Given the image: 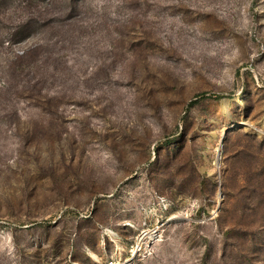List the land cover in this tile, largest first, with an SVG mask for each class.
Returning <instances> with one entry per match:
<instances>
[{
    "label": "rangeland",
    "instance_id": "1",
    "mask_svg": "<svg viewBox=\"0 0 264 264\" xmlns=\"http://www.w3.org/2000/svg\"><path fill=\"white\" fill-rule=\"evenodd\" d=\"M0 264H264V0H0Z\"/></svg>",
    "mask_w": 264,
    "mask_h": 264
}]
</instances>
